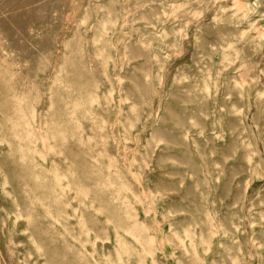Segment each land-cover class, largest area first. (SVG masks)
<instances>
[{"label":"rangeland","instance_id":"obj_1","mask_svg":"<svg viewBox=\"0 0 264 264\" xmlns=\"http://www.w3.org/2000/svg\"><path fill=\"white\" fill-rule=\"evenodd\" d=\"M0 264H264V0H0Z\"/></svg>","mask_w":264,"mask_h":264}]
</instances>
